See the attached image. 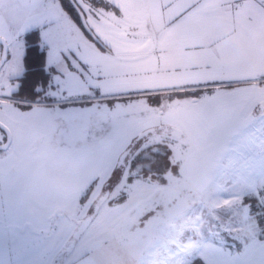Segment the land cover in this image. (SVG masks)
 <instances>
[{"label":"snow or ice","instance_id":"obj_1","mask_svg":"<svg viewBox=\"0 0 264 264\" xmlns=\"http://www.w3.org/2000/svg\"><path fill=\"white\" fill-rule=\"evenodd\" d=\"M194 255L264 264V0H0V264Z\"/></svg>","mask_w":264,"mask_h":264},{"label":"rangeland","instance_id":"obj_2","mask_svg":"<svg viewBox=\"0 0 264 264\" xmlns=\"http://www.w3.org/2000/svg\"><path fill=\"white\" fill-rule=\"evenodd\" d=\"M254 163L258 164V157L254 161ZM202 212L206 221L203 231L207 241L214 242L216 240L217 246L222 247L225 251H230L233 253L242 251L241 244L237 243L236 239H232L231 241L229 238L233 236V234H231V231L228 230L227 225L230 221H235V220L232 216V213L229 211L227 207L222 206L214 210L205 207L202 210ZM212 215L220 216L222 221L224 222V226L218 227L217 222L214 219H212ZM188 235H191V233H188ZM234 236L237 237V239L240 241L242 234H237ZM184 242L187 243L186 237L184 239ZM189 259L193 261V264H204L203 259L200 258L198 255L190 256Z\"/></svg>","mask_w":264,"mask_h":264},{"label":"crops","instance_id":"obj_3","mask_svg":"<svg viewBox=\"0 0 264 264\" xmlns=\"http://www.w3.org/2000/svg\"><path fill=\"white\" fill-rule=\"evenodd\" d=\"M234 224L236 223L235 221H232ZM234 232V233H233ZM231 234H233V236H231V237H229L230 238V240L232 241V239H236L237 240V243H240L241 244V248H242V250H243V238L241 237L240 238V241L237 239V237H235L234 235H237V232L236 231H231ZM208 243H211V244H214L215 245V243H216V240L214 241V242H209V241H207ZM215 246H217V243H216V245ZM217 247H219V246H217Z\"/></svg>","mask_w":264,"mask_h":264},{"label":"trees","instance_id":"obj_4","mask_svg":"<svg viewBox=\"0 0 264 264\" xmlns=\"http://www.w3.org/2000/svg\"><path fill=\"white\" fill-rule=\"evenodd\" d=\"M65 3L67 4V0H65ZM74 15V14H73ZM31 43V42H30Z\"/></svg>","mask_w":264,"mask_h":264}]
</instances>
